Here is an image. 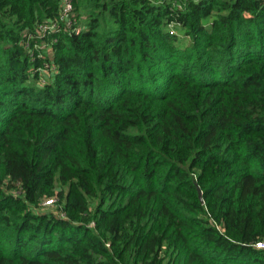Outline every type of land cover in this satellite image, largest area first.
<instances>
[{
  "label": "trees",
  "instance_id": "trees-1",
  "mask_svg": "<svg viewBox=\"0 0 264 264\" xmlns=\"http://www.w3.org/2000/svg\"><path fill=\"white\" fill-rule=\"evenodd\" d=\"M67 1L0 0V264H264V0Z\"/></svg>",
  "mask_w": 264,
  "mask_h": 264
},
{
  "label": "built area",
  "instance_id": "built-area-1",
  "mask_svg": "<svg viewBox=\"0 0 264 264\" xmlns=\"http://www.w3.org/2000/svg\"><path fill=\"white\" fill-rule=\"evenodd\" d=\"M72 8H73V5L69 1L65 0V7L63 9V15L65 18L70 17ZM51 201L52 200H47L45 203L48 204V203H51ZM256 245L257 247H264V242L260 241Z\"/></svg>",
  "mask_w": 264,
  "mask_h": 264
},
{
  "label": "rangeland",
  "instance_id": "rangeland-1",
  "mask_svg": "<svg viewBox=\"0 0 264 264\" xmlns=\"http://www.w3.org/2000/svg\"><path fill=\"white\" fill-rule=\"evenodd\" d=\"M170 31H172V32H181L180 31V29H179V27L178 26H176V25H174V24H170L168 27H167ZM179 34H182V33H179ZM187 42V41H186ZM42 80V79H41ZM40 80V81H41ZM46 206H48L47 208H44L43 210L44 211H54V210H56V205L55 204H53V203H48Z\"/></svg>",
  "mask_w": 264,
  "mask_h": 264
},
{
  "label": "water",
  "instance_id": "water-1",
  "mask_svg": "<svg viewBox=\"0 0 264 264\" xmlns=\"http://www.w3.org/2000/svg\"><path fill=\"white\" fill-rule=\"evenodd\" d=\"M198 190H199V197L203 201V191L201 190L200 187L198 188Z\"/></svg>",
  "mask_w": 264,
  "mask_h": 264
}]
</instances>
